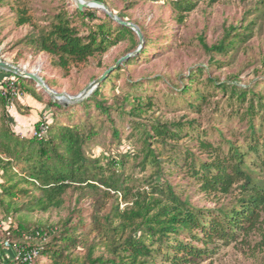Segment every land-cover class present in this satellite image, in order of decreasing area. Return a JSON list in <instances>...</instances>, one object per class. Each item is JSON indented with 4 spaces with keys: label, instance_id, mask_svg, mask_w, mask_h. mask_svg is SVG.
I'll use <instances>...</instances> for the list:
<instances>
[{
    "label": "rangeland",
    "instance_id": "rangeland-1",
    "mask_svg": "<svg viewBox=\"0 0 264 264\" xmlns=\"http://www.w3.org/2000/svg\"><path fill=\"white\" fill-rule=\"evenodd\" d=\"M107 1L116 15L122 14L126 21L135 23L139 29L142 27L150 38L146 40L141 31L143 42L138 34L135 40L137 43L128 37L102 57L72 64L66 73L54 64L55 57L47 53H36L32 48L18 44L31 30V26H18L17 19L24 10L34 23L49 28L62 6L74 12L76 2L4 0L0 2V58L29 72L38 73L58 92L77 95L116 65L119 59L138 51L133 56L137 61L131 64L125 62L124 69L118 72L113 83L107 85L103 99L113 105L117 103V99L128 94L132 95L130 101H133L134 96L143 98L145 103L152 99L153 106L137 115L132 110L134 102L127 104L122 111L114 107L112 114L114 124L120 132L119 137L114 136L108 117L94 108L93 122L99 135L89 144L88 156L99 160L96 165L101 167L100 172H104L106 176H123L130 196L138 192H147L150 196L151 186L148 181L163 179L169 181L183 199H189L197 207L213 208L220 203H230L239 195L238 189L228 196L206 195L199 190L188 167L178 168L173 161H169L174 155H178L175 147L180 150L192 149L197 156L206 159V155L196 147L195 141L185 138L179 142L160 143L156 138L150 139L151 147L161 153L159 157L163 159L164 173L160 175L161 178L156 164L144 163L147 153V150L144 151V137L135 126L136 122L151 126L154 118L162 121L197 119L200 132L207 131V137L212 142L219 143L223 135L245 147L249 143L247 129L250 125L246 110L251 103L249 98L252 93L249 92L248 100L241 104L236 98H231V86L253 90L257 95L255 100L259 95L264 99V4H260L261 0H192L196 3L194 9L185 12L166 0ZM92 9L97 10L98 16H103L106 12L99 8ZM179 14H185V21L178 20ZM78 21L81 25V20ZM248 26H252L249 31ZM232 27H236V30ZM229 31L252 34L234 50L224 54L206 48L205 44L212 47L221 42ZM147 43L149 45L145 50ZM217 62L221 64L218 65ZM36 69L39 71L36 72ZM9 77L18 81V75L5 70L0 72V87ZM135 83L138 84L132 85ZM188 83L192 84L193 89H200L207 95L208 101L202 106L201 113L194 112L188 106L186 97L192 98V94L182 92ZM223 84L229 86L227 91L221 88ZM26 86L34 89L41 100H36L28 93H21L5 106L0 104V140L4 129L14 131L20 138L26 139L36 135L35 125L39 121L52 125L53 118L59 117L62 122H67L65 110L52 106L50 102L66 107L69 113L74 114L75 119L84 114L80 105L83 100L58 101L35 81L28 82ZM137 88H141L143 94L137 93ZM260 117L261 115L255 119L256 126L262 125ZM0 156L8 160L2 152ZM123 158L126 160L125 167L120 166V163H113ZM11 162L7 169L0 167L1 241L11 222L14 227L24 223L31 228L59 227L61 231L70 220V226L78 225V239L90 245L97 242L99 237L102 238L105 216L112 213L118 204L120 208L126 206L121 195L111 189L106 191L103 186L96 190L87 186H72L64 194V204L60 208H50L47 211L31 209L27 203L40 197L42 191L37 189L39 184L26 182L29 169L25 161L11 159ZM17 183L14 188L16 196L10 202L1 185L11 186ZM86 251L83 245L72 249L71 258L82 263ZM102 253L106 257H114L106 248H96V255ZM37 260V264L50 263V259L44 257ZM191 264H264V213L260 226L249 235L240 234L233 244L221 245L215 254Z\"/></svg>",
    "mask_w": 264,
    "mask_h": 264
},
{
    "label": "trees",
    "instance_id": "trees-1",
    "mask_svg": "<svg viewBox=\"0 0 264 264\" xmlns=\"http://www.w3.org/2000/svg\"><path fill=\"white\" fill-rule=\"evenodd\" d=\"M98 1L110 7L107 0ZM166 1L185 12L193 10L196 4L192 0ZM260 4H264V0ZM110 9L114 12L111 7ZM117 16L125 20L124 15ZM78 19L81 20V25ZM178 20L185 21V14H179ZM26 24L31 26V30L18 44L30 47L36 53H47L55 57L54 64L66 73L72 64L102 57L128 37L137 43L135 40L138 37L133 29L118 23L107 12L98 16L97 10L92 8H76L74 12H70L62 6L49 28L34 23L32 17L23 10L19 14L17 25ZM232 28L236 30V27ZM251 29L252 26L247 27L248 31ZM140 30L148 40L150 37L146 36L142 27ZM251 34L229 31L218 44L205 46L210 51L216 50L224 54L234 50L238 44L250 38ZM148 45L147 43L145 50ZM135 61L137 59L132 57L125 62L131 64ZM125 62L80 103L84 109L80 118L75 119L74 114L69 113L66 107L50 102L52 106L65 110L67 122H62L59 117L53 118L52 125L39 121L35 125L38 134L26 139L20 138L14 131L4 129L0 152L8 160L0 156V167L7 169L12 163L11 159L28 164L26 182L39 184L37 189L42 191L40 197L27 203L31 209L47 211L50 208H60L64 204V194L72 186H87L92 190L103 186L106 191L111 189L121 195L126 206L120 208L118 204L112 213L105 216L102 238L99 237L97 242L90 245L78 239V225L70 226V220L61 231L59 227L31 228L24 223L14 227L11 222L5 230L4 241H14L23 232L35 235L40 231L41 237L33 240L32 245L43 246L40 257L50 259L49 264H191L215 254L221 245L229 246L237 241L240 234L249 235L260 226L264 213V99L259 95L255 100L257 95L253 90L231 86V98H236L241 104L248 100L249 92L252 93L249 98L251 103L246 110L250 125L247 129L249 143L245 147L233 139L224 138L223 135L219 143L212 142L207 137V131L200 132L197 119L162 121L154 118L151 126L139 122L135 126L144 137V151L147 150L144 163L156 164L159 176L164 173L163 159L159 157L161 153L151 147V138H156L160 143L179 142L185 138L195 141L196 147L206 155V159L197 156L192 149L180 150L175 147L178 155H174L169 161H173L178 168L188 167L199 190L206 195L228 196L238 189L239 195L230 203H220L213 208L197 207L189 199H183L175 187L163 179L148 181L151 186L150 196L147 192L130 196L123 176H106L104 172H100L101 167L96 165L99 160L92 159L87 154L89 144L99 135L93 122L94 108L108 117L114 136L119 137L120 132L114 124L112 114L114 107L122 111L123 107L134 102L132 110L137 115L153 106L152 99L145 103L143 98L134 96L133 101H130L132 95L128 94L117 99L120 102L113 105L103 99L107 85L113 83L118 72L124 69ZM1 71L4 72L3 69ZM28 82L34 81L18 76L21 93H28L40 101L38 93L26 86ZM1 87L0 104L5 106L8 100L1 94ZM221 88L227 91L229 86L223 84ZM140 89L137 88V93L143 94ZM182 92L192 94V98L186 97L188 106L194 112L201 113L202 106L208 101L207 95L200 89H193L190 83ZM259 115L262 125L256 126L255 119ZM43 124L47 126L45 134H41ZM113 163H120V166L125 167L126 160L123 158ZM17 185L18 183L11 186L1 185L10 202L14 201V188ZM2 241L0 240V264H13ZM82 245L87 251L84 261L78 263L71 258V250ZM98 247L106 248L114 257H106L103 253L96 255Z\"/></svg>",
    "mask_w": 264,
    "mask_h": 264
},
{
    "label": "water",
    "instance_id": "water-1",
    "mask_svg": "<svg viewBox=\"0 0 264 264\" xmlns=\"http://www.w3.org/2000/svg\"><path fill=\"white\" fill-rule=\"evenodd\" d=\"M77 8L79 10H84L86 8H99V9H103L104 11H106L113 19H115L118 23L128 26L131 29H133L140 37V40L143 42V34L141 32V30L139 29V27L135 24L132 23L130 21H125L122 20L121 18H119L111 9L108 5H106L105 3L98 1V0H75ZM138 53V51L134 52V53H130L127 54L126 56L122 57L121 59H119L116 63V65H114L113 67H111L110 69H108L101 77H99L98 79L94 80L93 82H91L82 92H80L77 95H69L66 92H58L53 90L47 83L46 81L43 79L42 76H40L38 73L35 72H29L26 70H23L20 66L17 65H13L7 61H4L2 59H0V69H3L7 72L16 74L20 77H24V78H29L32 79L33 81H35L37 83V85L39 87H41L42 89H44L48 94H50L54 99L60 101V97H65V96H69L70 97V102H76V101H81L84 100L86 98H88L98 87L99 85L107 79V77L117 68H119L125 61L129 60L130 58H132L133 56H135Z\"/></svg>",
    "mask_w": 264,
    "mask_h": 264
},
{
    "label": "built area",
    "instance_id": "built-area-1",
    "mask_svg": "<svg viewBox=\"0 0 264 264\" xmlns=\"http://www.w3.org/2000/svg\"><path fill=\"white\" fill-rule=\"evenodd\" d=\"M1 94L8 102L20 96L21 91L18 86V81L14 78H7L4 82V86L1 87ZM41 130V134H45L47 126L43 124ZM35 134L37 135L38 133L36 132ZM39 237H41L40 231H37L35 235L23 232L17 240L11 241L10 239H6L4 241V248L7 250V255L12 260L13 264H33L41 256L43 246L32 245V241L39 239ZM45 237L46 236H44L43 239H45Z\"/></svg>",
    "mask_w": 264,
    "mask_h": 264
},
{
    "label": "bare ground",
    "instance_id": "bare-ground-1",
    "mask_svg": "<svg viewBox=\"0 0 264 264\" xmlns=\"http://www.w3.org/2000/svg\"><path fill=\"white\" fill-rule=\"evenodd\" d=\"M75 1V0H74ZM22 69L23 70H26V69H24L23 67H22ZM27 71V70H26ZM36 72H38L39 70L38 69H36L35 70ZM54 90V89H53ZM56 91V90H55ZM70 95V94H69ZM70 97L69 96H65V97H60V101H63V102H70Z\"/></svg>",
    "mask_w": 264,
    "mask_h": 264
}]
</instances>
